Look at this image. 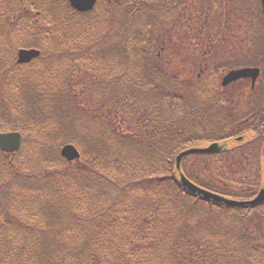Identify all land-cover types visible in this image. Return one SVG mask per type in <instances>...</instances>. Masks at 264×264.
Returning <instances> with one entry per match:
<instances>
[{
  "label": "trees",
  "instance_id": "obj_1",
  "mask_svg": "<svg viewBox=\"0 0 264 264\" xmlns=\"http://www.w3.org/2000/svg\"><path fill=\"white\" fill-rule=\"evenodd\" d=\"M171 2L107 0L103 8L110 17L91 20L88 15L100 3L92 11L79 12L69 0H0V30H19L30 37L31 47L55 43L61 59L86 52L85 59L78 55L75 59L87 63L109 57L127 63L125 54L129 56L130 81L122 96L121 76L113 75L109 67L94 66V81L109 92L101 109L109 107L118 117L131 114L136 123L125 130L114 119L108 120L107 130L92 138L94 145L85 150V156L90 154L93 160H84L82 155L67 161L60 155L58 139L68 130L54 124L53 112L59 114L60 110L48 106L56 103L47 101L48 93L41 89L48 86H32L17 79L18 70L28 65L3 60L0 46V132L17 130L24 135L19 152H0V179L6 192L12 189L5 199L0 195V264H264V203H217L189 192L176 173V157L189 146L220 140L224 135L253 133L232 152L196 155L198 159H214L237 153L243 158L244 150L263 144L264 79L249 94L247 84L226 89L243 91L244 105L235 115L246 121L243 129H237L231 105L220 103L222 97L203 94L223 90L216 76L178 80V73L159 62L155 50L158 18L151 12ZM145 7L151 8L149 15ZM253 8L247 7L246 12ZM118 10H123V28L124 13L132 18V30H109ZM259 14L264 18L262 12ZM72 27L86 30L84 49L77 47L83 42L80 30ZM100 30H106L105 34L97 38ZM120 31L123 45L130 48L112 55L111 37ZM73 44V48H62ZM259 58L264 62V52L258 53L256 60ZM222 67L217 65L216 72ZM10 95L17 98L9 104L11 110ZM68 95L71 99L64 111L82 116L85 112H78L77 95L73 91ZM76 138L66 136L62 143L77 142ZM78 138L83 146L84 135ZM59 160L65 166L49 170ZM97 163L100 168H96ZM42 164H49L48 171L39 170ZM75 164L84 174L69 172V166ZM184 164L183 171L191 180L228 193L198 181L196 175L186 172ZM101 177L110 185L102 184ZM257 190L258 186L228 194L249 199ZM177 221L180 229L173 232L171 226ZM86 224L93 229L85 230Z\"/></svg>",
  "mask_w": 264,
  "mask_h": 264
},
{
  "label": "rangeland",
  "instance_id": "obj_2",
  "mask_svg": "<svg viewBox=\"0 0 264 264\" xmlns=\"http://www.w3.org/2000/svg\"><path fill=\"white\" fill-rule=\"evenodd\" d=\"M106 1L107 0H101L97 10L95 9L93 11L94 14L88 15V18L93 20L94 18L105 17L107 15L110 17V13L108 14L107 10L103 8ZM236 1L237 0L231 2V4H227L226 10L228 13H232L230 16L231 19H229L228 22L224 15V7H221L220 4H215L213 0H191L190 4L178 2L177 7H179L180 11L177 9L173 17L169 15H159L160 10L153 13L151 12V8L145 7L143 10H145L146 13L151 12L158 18L156 30L158 44L155 49H157L156 51H162L159 62L167 66L169 71L179 73L185 78L189 77V71L192 70V75L194 74L195 76L201 69L206 68L207 65L212 68V70H215L217 65H224V63L229 61L245 64L243 66L256 65L258 63L255 59L256 56L258 53L264 52V18L259 14L260 10L255 5L256 3H254V0H247L245 2L246 8L254 6V9L258 12L250 17L246 15V20H244V24H242L240 19L236 18V11L237 8L242 9L243 4ZM258 4L260 3L258 2ZM182 6L185 7L183 11L181 10ZM47 8L49 10L48 6ZM99 13H101V16L98 15ZM141 13H143V11H141ZM106 20H108V18ZM84 22H86V20L82 22L83 26H85ZM177 27H180V30L183 32L191 30L190 32H199L201 34L209 30L213 37V47H211L212 53H207L206 58L203 59L202 53L204 49L198 46L199 40L195 41L191 38L189 43L197 44L195 52L191 51V47L186 45L183 47L184 51L181 56L175 54L174 48L176 44L174 43L173 37L176 32H178L176 31ZM72 29L75 28L72 27ZM105 31L106 30H100L97 38L103 36ZM183 32L181 38H186V34ZM80 34H82L80 39L83 42H80L77 47L84 49L88 43L84 41L86 30H80ZM0 35L2 36L0 45L3 46L1 50L3 60L9 59L11 61H16L18 49L28 46L30 43V37L24 33L12 35L8 33L4 34L3 31ZM111 40L110 43H113V45L119 43L117 38L113 37L112 39L111 37ZM54 44L49 45V47L41 45L40 48L44 53V57L34 60L33 63L26 68L18 70V72L16 71L18 74L17 79H23L26 84L32 86L42 83L48 86V89L44 86L41 87L44 92L48 93L47 101L51 99H53V101L56 100V103H48V106L60 110L59 114L53 112L55 115L54 124L57 127L62 126L63 130H68V134H62L63 138L66 136L69 137L70 135L77 137V142L74 141L73 143L78 146L82 152L84 160L92 161L93 156L90 154L85 156V150H89V147L94 145V143L91 142L92 138L98 137L101 132L107 130L106 123L108 120L114 119L119 128L125 130L136 123L131 114H122L118 117L114 110L110 112L109 107L104 110L101 109V105L105 104L106 99H108L107 95L109 92H104L102 87H98V84L95 83L93 65L80 61V59H75L76 55L85 59L84 56L88 55V53H75V56L71 55L61 59L60 55H56L57 46ZM106 44H108V42L100 44L99 47L103 48ZM73 47H75V44L71 46H62V48ZM194 53L196 54L195 56L193 55ZM211 55H213V58H211ZM189 56L190 58L194 56L196 59V64L193 65L194 67L190 66L191 63L185 61V58ZM61 60L65 61L62 62ZM192 63H195V60ZM252 63L255 64L251 65ZM97 66L101 68L109 67L111 71L113 68L115 75L120 76V70L116 69L114 66L111 67L110 64L99 63ZM113 72L112 74L114 75ZM220 74L222 75L221 71ZM11 79L12 77L9 76L8 83ZM218 82L220 84V81ZM125 83L124 80L121 81V96L123 94L122 85L125 86ZM72 91L77 95L79 108L81 109L78 112H85L82 116H76L75 112L70 113L69 111H64L65 107H67L66 102L71 99L68 94ZM12 96L13 95H10L8 98V105L11 101H17V98H13ZM8 109L11 110L10 105ZM237 110L236 107L235 111L237 112ZM51 112L52 111H49V115H51ZM113 127H115V125ZM78 135H84L85 142L83 146H81L83 142L79 140ZM252 136L253 133L249 132L246 134V139L249 140ZM63 138L58 139L59 145L63 144ZM27 144L26 146L28 147ZM241 144L243 145L244 143L232 141L229 143L228 148L233 150ZM260 146L256 145L250 150H244L246 156L243 158H241L242 155H239V153H237L238 156L237 154H232L230 156L221 155L214 159L187 158L185 160L184 169L186 172L196 175L198 181L207 183L212 187L225 189L228 193L248 192V190L254 189L257 186L259 190L263 187L261 185L264 184V142ZM47 166H49V164H42L39 170L48 171L46 168ZM64 166L65 163L59 160L51 164L49 170L62 169ZM96 168H100L99 163L96 164ZM69 172L80 175L84 174L83 169L77 164L69 166ZM102 178L103 177L100 178L101 183L107 184ZM4 183L5 182L0 179V195L5 199L7 197L6 194H10L12 189L6 192L3 186ZM199 185L202 186L201 183ZM228 193L221 194L228 198L236 199L234 195ZM216 214L220 213L217 212ZM21 216L22 215H20V217ZM84 228L85 230H92L93 225L87 226L86 224ZM179 229L180 222L177 221L173 223L170 230L177 232ZM166 236L170 237L172 235L166 234Z\"/></svg>",
  "mask_w": 264,
  "mask_h": 264
},
{
  "label": "water",
  "instance_id": "obj_3",
  "mask_svg": "<svg viewBox=\"0 0 264 264\" xmlns=\"http://www.w3.org/2000/svg\"><path fill=\"white\" fill-rule=\"evenodd\" d=\"M97 0H70L71 5L79 11H89L93 9ZM264 6V0H262ZM40 50L38 49H21L19 51L18 61L20 63L30 62L33 58L40 55ZM260 74V69L257 67H244L239 69H234L229 71L223 78V86H227L233 81L241 78H252V85L255 84L258 76ZM22 143V135L20 132H4L0 133V149L5 152H15L20 149ZM224 145H220L218 142L211 143L208 146L203 147H191L182 151L176 158L177 169L180 174L181 183L192 193H198L203 195L207 199H213L217 202H223L232 206H243V205H256L264 202V187L261 188L258 195L251 200H238L231 199L205 188L198 186L189 180L184 173L181 172V163L185 156L199 153V154H212L219 153L223 151ZM62 155L68 160H74L80 157V152L73 144H66L61 150Z\"/></svg>",
  "mask_w": 264,
  "mask_h": 264
},
{
  "label": "flooded vegetation",
  "instance_id": "obj_4",
  "mask_svg": "<svg viewBox=\"0 0 264 264\" xmlns=\"http://www.w3.org/2000/svg\"><path fill=\"white\" fill-rule=\"evenodd\" d=\"M174 9H175L174 14L176 13L177 9L180 11V9H179V7H177V5H175ZM126 12H127V10H126ZM238 16H240V22L242 24H244L243 17H245V11H244L243 7H242V10L239 11ZM110 30H131L130 27L128 26V19L126 18V20H125L124 28L121 25L118 26L117 24H114ZM176 31H178V32H176V34L174 36V43L176 44L175 48H174L175 54H178L181 56L182 52L184 51L183 47L186 45L190 46L191 51L195 52V47L197 46V44H190L189 41L191 38L194 39L195 41L199 40L198 46L200 48L204 49L203 53H202L203 59L206 58L207 53H210V54L212 53L211 47H213V44H212L213 37H212V34L209 30H206L204 34H201L199 32H190L191 30H187V31L183 32L180 30V27H177ZM192 31H196V30H192ZM182 32L184 34H186V38H181ZM193 55L195 56L196 54L194 53ZM194 56L192 58H190V56L185 58L186 62L191 63L190 66H193L196 64V59L194 58ZM211 58H213V55H211ZM194 60H195V63H192ZM125 65H127V63H125ZM199 65H201V64H199ZM205 72H206L205 69H201V72L198 73L196 77L201 78V76H203L205 74ZM224 72H226V71H224ZM192 73H193L192 70L189 71V73H188L189 77L192 76ZM189 77L185 78V77H182L181 74H179L178 80H180V78L187 80ZM246 82H250V80L244 79L242 81H237L234 84L237 87L242 88L246 84ZM262 93L263 92H258L257 94L262 95ZM203 94L208 95V96H216V97H219L220 99L222 97V99L219 101L220 103L225 104V105H228V104L231 105L232 114L234 115L232 117L233 124L234 123L237 124V129L238 128L239 129L244 128L246 120L243 117L239 118L238 115H235V112H236L235 111V105H237V109H239V107H242L244 105L243 91H229V90L217 91V92L210 91V92H204ZM225 97H231V99H226ZM235 120H236V122H234Z\"/></svg>",
  "mask_w": 264,
  "mask_h": 264
}]
</instances>
